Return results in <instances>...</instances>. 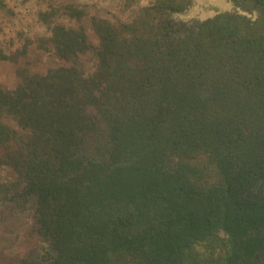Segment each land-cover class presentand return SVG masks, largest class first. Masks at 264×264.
Returning <instances> with one entry per match:
<instances>
[{"label":"trees","instance_id":"trees-1","mask_svg":"<svg viewBox=\"0 0 264 264\" xmlns=\"http://www.w3.org/2000/svg\"><path fill=\"white\" fill-rule=\"evenodd\" d=\"M231 3L0 0L34 22L20 45L0 22V168L40 248L21 264H264V0Z\"/></svg>","mask_w":264,"mask_h":264},{"label":"rangeland","instance_id":"rangeland-1","mask_svg":"<svg viewBox=\"0 0 264 264\" xmlns=\"http://www.w3.org/2000/svg\"><path fill=\"white\" fill-rule=\"evenodd\" d=\"M80 2L98 4L100 14H114L118 11L119 2L121 0H79ZM231 0H192L191 7L182 13L181 20L188 21L193 18L206 20L214 17L222 12L232 10ZM102 9V10H101ZM93 12V10H90ZM16 16L10 18V12L4 10L0 13V22H6L7 35H2L3 39L15 38V45H20L19 41L24 40L25 32L21 35L14 33L11 30V24L16 20V29H21L27 25L26 30L33 25L32 10H14ZM25 28V27H23ZM45 32L44 27L39 28L34 26L32 34L27 33L28 37L32 38L35 32ZM16 34V35H14ZM14 35V36H13ZM36 54V53H35ZM46 55L42 57L33 56L30 61L34 63L32 68L36 71L44 70L46 65ZM42 58L40 61L39 59ZM20 63H23L20 61ZM17 65L11 61L0 60V85L6 88H13L17 83L16 76ZM13 173L5 168H0V264H21L22 259L39 256V241L36 237L35 226L32 224V214L28 204L23 205L21 202H13L11 200L14 195V190L11 180H15ZM38 241V242H37ZM37 242V243H36Z\"/></svg>","mask_w":264,"mask_h":264}]
</instances>
